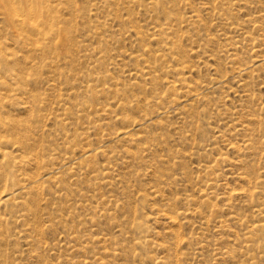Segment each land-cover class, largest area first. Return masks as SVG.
<instances>
[{"label":"rangeland","instance_id":"obj_1","mask_svg":"<svg viewBox=\"0 0 264 264\" xmlns=\"http://www.w3.org/2000/svg\"><path fill=\"white\" fill-rule=\"evenodd\" d=\"M48 1L50 2L52 7L54 5H56V8L53 7V9L59 10V12L57 14H58L60 20L66 22L65 29H67V31H68V33L66 35V37H68V38L66 41H68V44H66L67 42H65V45H67V46L64 47L65 50L63 49L61 54H59L60 53L59 49L55 50L58 53V55H62L66 59L59 61V62L56 61L54 56H55V54L57 55V53L54 50H50V53H47L49 51H45V52L39 51V52L33 53L34 49L27 45L28 42H31V41L23 40L22 38L18 37L19 32L17 29L18 27H16V26L10 25L9 26L10 29L8 30V27L6 26L5 22L1 19V17H0V41L4 40V39L7 40L6 51L10 52V54H11L10 65H9V68H10L9 73L11 74V76H9V78H10L9 79V87L12 89V91H9V92L12 95H15L14 97L16 98V100L18 102V104H16L15 107H13V108L10 107V112L14 118L24 119L25 117L28 116V112L23 110L24 104H22V102L27 101V99L29 98V93L31 95L37 94L38 99L42 100V102H40V100H39V102L42 103L41 105L43 107V108L42 107L40 108V111H41L40 114H45L51 108L57 107V103L59 105L62 103L61 100L66 101V103L64 105V107H66V108H65V110H63V113L65 112L64 115L59 116L58 120L54 121V123L52 125L53 133H51L47 137V142L44 141L45 142L44 144L48 145L49 148L52 147L53 151L48 152V153L43 152V154H44V156H42L43 158L39 159L40 162L42 160L53 159V161H50V162L55 163V162H59L65 156H69L72 154H74L76 157L79 156L77 154L78 151L83 146L88 147V146H86L87 143H92L93 146H95L96 140H98L102 135H104L108 132H111V131H115L116 129H119L120 126H122V125H121V123L119 124V122L115 121L116 120L115 117L121 116L122 114L128 115V113L130 116H137L140 114V111L137 109L125 110L119 104V103H121V101H118V99L116 98V95L108 93V92L103 93V92H101V89L103 87H106V86L108 87L110 84H113V83H118L120 86H123V85L125 86L129 83L130 77L127 76V74H123L122 70H127V68L128 69L133 68L137 65V63L133 60H130V59L124 58V57L113 58L117 53H119V52L140 53L139 50H140L141 46L144 45L146 42L149 43V46L152 50L158 49V45L156 43L150 41L149 39H147V37H149L151 32H152V29H151L152 26L155 25V23L160 21L157 17L161 15L160 16V18H161L162 14H161V12H159L160 11L159 9L156 12H153L150 9H145L142 6V3H143L142 1H140V4L132 3L131 2L132 0H103V1H105V4H103L101 2V0H54V2H52L53 0H48ZM87 1H89V2H87ZM90 1H91V3H90ZM166 1L170 2V0H166ZM231 1L227 0V2H229L228 3L229 5H228L226 0L225 1L224 0L223 1L222 0H211L210 4H208V6L211 7V9L214 7L212 9L213 11L211 10V12H204V11H202V7H203L204 3H206V0H189L190 7L193 8L194 10H199L198 12H200V17H199L200 21L194 24L198 28L194 30L193 26H190L188 28L185 27L184 31H186L187 37L185 36L186 38L180 37V38L176 39V44H179L183 49L188 50L192 46H197V43H200V44L203 43L204 44V42L202 41V38H204L205 35H210V36L214 37L215 35L220 34L222 31H226L228 33L227 37L222 38V39H219L218 36H216L215 37L216 38L215 43H217V44L212 43L207 47V49H210L214 52H217V56L213 60L207 59L206 57L198 58V57L192 56L191 58H189V63L193 66V69H192L191 73H187V76L190 80H192L193 83L199 82V81L200 82L204 81L203 83H206L207 80L210 81L209 79L214 78L216 75H223L226 79V81L222 87L206 91L205 94H207V97H205V98L208 99L207 103L201 102L202 100H199V101L198 100H191L189 97H186V96H182L179 98V100H182V101L178 100L177 105L180 104L179 107L181 106L184 109L191 110L190 112L194 113L193 114V116H195L194 118H197L196 121L198 120V122L201 124V128L198 129V132L196 133L197 129L195 126L186 125V124H188V122L181 120L175 114H167V115H164L161 120L164 122L163 125L165 126L167 124V126L169 125L168 126L169 128L167 126H165V128H164V126H163L162 129H157V133H165V134L167 133L168 134V135L166 134L167 140H168L167 141L168 146L171 144L173 145V144H175V142L179 141V138H177V137H179V134H177V133L181 132L182 135H184V134L190 135L191 133H193L192 131H194V134L195 133L197 134V135L195 134V136L199 139V140L198 139L197 140L195 139V140L198 142V144L200 146H202L203 144L214 143L213 146H210V147H213V149L211 150V149L207 148L206 151L201 150L200 151L201 152L200 157L195 156V155H191V151H194L192 148L194 143H193V141H188L187 144H185L186 147L185 146L183 147L182 153L179 154L178 157L176 158L177 161L182 162L180 165L178 164V166H176V168H175L176 171L177 170H179V171H177V173H176L174 170L176 183L172 184L171 187H169V188L167 187V188L163 189V192L159 195L160 197L159 196L153 197V195L151 193L152 187H157L158 185L159 186L161 185V184H159V181L152 176L151 172H150V174L148 172L147 176H143V178L137 179L133 172H136L138 169L135 170L134 166L139 168V170L144 168V167L142 165H139L138 163L135 164L136 161L134 162V164L130 163V165H125L123 168H121V171L122 172L124 171L123 175H126V176H124V181L125 182L128 181L127 185L124 186V191H123V188L122 189L119 188L118 191H120V192L116 191V192L112 193L113 195H115V197L117 199H119L120 203H123V202L124 203L117 208L111 209L110 210L111 212L109 211V213L106 216H102L101 209L103 206L99 205L100 200H98V201L94 200L93 201L94 204H93L92 208L88 207V205H87L89 203V201L88 202H78V203L74 202V200L76 198L79 199V196H77V193H76L77 191H79L81 194H85L88 196H91L93 194L90 191V189H91L92 183L94 182L93 181L94 180L93 179L94 174H87V175L83 174L86 172V170L90 169V164H88V162H84V161L80 160L83 168L81 169L80 172H78V175H76L74 173H70L69 170L66 168L67 165L62 167V168L55 166V168H58L57 174L55 175L57 177V179H55V181L57 182L56 183V182H53L52 179H49L47 176L42 177V178L39 176L45 170V169L41 168L40 163L36 164L34 162H26V163L21 162L15 166L14 162H15L16 158H13V157L18 156L16 161H20L21 159L22 160L23 159L26 160V159L23 156L22 152H17L15 150L17 148V146H14V148L10 149V152L13 151V154L10 155L9 166L5 167L3 169L4 174L1 175V177H0V191H1L0 192V198L3 197V195H5L7 193L5 186L8 184L7 183V180L9 178L8 175L11 173L15 177L16 176L21 177V175L33 176L36 178L40 177L39 179H40V183L43 185L42 186L43 190H42L41 196L39 198L40 199L39 203L37 205H35V208H33L37 212V214L35 216L28 217L26 219H19L18 217H16V218L12 217L11 218V217H9V214L13 208L5 207L3 205L0 206V214L4 215V213H5L6 217L12 221V224H10V227H11V231H13V232H15V230H19V228H20V230L26 228L28 224H29L28 226H36L38 228L39 232L40 231L41 232H40V235L36 237L37 239L34 242V246L26 245V242L29 238H27V240H24L25 235L24 236L22 235L21 237L16 235L17 236L16 237L14 235V233L13 234L9 233L8 235L2 234V236H0V237H3L2 239H4V240H2L0 238V241H1L0 242V247H1V249H0V264H25V263L26 264H28V263L29 264H35V262L37 264H69V262L75 256L77 258H75L73 260H78V261L84 259L86 255L87 256H102L101 255L102 250L99 248V245H97V244L92 245L91 243H88V241H85V240H82V242H81L82 245L89 244L90 246L93 247L91 250H88L89 252L86 251L87 254H86V252H84V253L78 252V254H77V252H75L74 250H65V248H60V251H57V252H55L54 250L48 249L47 245H54V243L57 242L56 240L59 238L58 235L61 234V236L59 238V239H61L63 237V235H65V234L67 235L69 233V230H70V233L71 232H77V233L80 232V235L92 234V233H94L95 236L107 235L108 239H110L107 242V246H109L111 248L118 249L117 250V253H118L117 256H109V257L103 256L104 261L107 264H116V263L117 264H155V262L153 260H151V258L152 257L161 258L162 255H163L162 260L164 259V261H170L171 260L170 253L162 252L160 249H158L155 246V244L163 243L165 245H168L170 247L172 246L174 248V246L172 245L173 244V239H172L173 236L171 234H169V231L172 228L173 229H180V228H177L176 226H174V227L171 226V224L168 223V220L166 221V219L161 214H157V213H158L159 209H162V210L166 209L164 206L165 205L164 203L167 200H171L170 201L171 202V208H173L174 210L175 209L183 210L182 207L184 208L185 204L182 200H183V198H185L186 193L189 192L190 194H194V196L197 198L200 196L199 195V189H198L199 185L196 183L197 182L196 181L197 175L198 176L201 175L203 178H210L212 176L205 174L203 171L197 169L196 165L199 162V160L205 159V160L211 161V159H212L213 161H211V163H213V162L215 163L214 160H216L219 157V155H218L219 152H221V154L222 153L225 154L228 161H232V159H234L235 157L241 156V158H243V160L245 161V163H244L245 166L234 164L233 167H230L228 165L229 164L228 161L216 163L217 168H216L215 174H219L220 178H223V179L226 178L225 181H228V183L230 182L229 183L230 185L228 184V187L232 188V189H236V191H242V190H240L241 188H243V187L249 188V186H250V185L248 186L245 183L242 184L241 182H235L234 181L235 179L230 178L233 175H237L240 172L248 173V176H251V178L253 180L257 179L258 181L260 180V182L264 181V176L260 177V172H262L264 170V145L263 144L260 145V143L264 141V133L261 132V129L264 130V71L262 69H260L259 71L258 70L254 71L252 75H250V73H248L247 75L246 74L243 75L242 77L246 78V81L248 82L249 87L242 89V87L239 85L240 79L237 77H234L233 72H232L233 71L232 65L230 64V60L232 57L231 54H233V53L234 54L238 53L237 59H236V62H237L236 65L239 66V65L243 64V65H246V67H248L250 65L251 67L250 68L248 67L250 70L252 68H254L253 63L255 61L259 60V58H264V26H263L264 25V0L263 1L262 0H249V1L248 0L247 1L246 0H231ZM230 2H231V4H230ZM223 3H225V4H223ZM242 5H243V7H242ZM58 7H60V8H58ZM244 7H246V9ZM188 9H187V11H188ZM222 9L225 10V17L226 18L229 17L228 19L230 20L231 23L234 24V26L241 25L243 30L233 32V33H231V32L229 33L228 28L225 29L223 24H221V22L218 19H216L214 14H213L214 11L222 10ZM142 10H143V12H142ZM183 10L184 9L181 10V14H182V16H185V13H184L185 11L183 12ZM227 10H228V12H227ZM250 10H252V11H250ZM250 12H252L253 16L252 15L250 16V14H251ZM226 14H228V15H226ZM202 17H204V18H202ZM71 18H73L74 21ZM148 19H149V21H148ZM71 20H72V23L70 22ZM95 20H99L100 22H106L105 27L101 28L100 30H98L96 32L91 31L90 25H94ZM79 21H80V23H79ZM250 27H252V28H250ZM133 29H134V31H136V30L141 31L145 36V40L142 41L140 37H138L137 35H134ZM251 29H253V30H251ZM82 31H84V33H82ZM211 32H213V33H211ZM23 34L28 35V33H23ZM258 34H260V35H258ZM76 38L78 39L77 41H76ZM229 38H230V40H229ZM255 38H257V39H255ZM258 38H259V41H258ZM178 40H179V42H178ZM81 41H86L85 43H83L82 48L80 46ZM221 41H223V42H221ZM68 45H69L70 49H68ZM211 46H213V47H211ZM92 48H95L97 50H101L100 53H105L106 56L101 55V54L100 55L96 54L95 56H92L91 59H84L83 54L85 53V51L88 50L87 52H89L90 49H92ZM16 49H18V50H16ZM76 49H77V52H76ZM204 51H206V49ZM108 52L110 53L109 55L107 54ZM29 53L31 55L28 56ZM18 54H19V56H18ZM49 54H51L52 57L51 56L48 57ZM155 54H158V52H156ZM65 56H67V57H65ZM108 56H111V58H108ZM45 57H48V58H45ZM97 57H104V58L100 62H94V60H96ZM18 58H21V61L28 59V61H26V60L23 61V62H25L26 65L25 64L23 65L22 64L23 62L21 63L20 59H18ZM169 58H170V56H169ZM201 59H203V60H201ZM40 60H41V62H40ZM42 60H43V63H42ZM31 61L39 62V63H42L43 65L31 66L29 64V62H31ZM44 61H45V63H44ZM63 61H65V63ZM53 62H54V64H53ZM110 63H115L117 65L113 67V65ZM19 64L21 65V67ZM22 65L24 66V68H23L24 71H22L23 69H20L23 67ZM27 65H29V67ZM199 65H200V68H199ZM94 66H97L96 70L89 69V68H92ZM29 68H31V69H29ZM56 68H58V69L61 68V70L59 69L58 71H56ZM111 68H113V69H111ZM203 68H204V70H203ZM107 70H110V74L112 77H114V79L113 80H106V79H98L97 80V74L96 73H98V72L105 73ZM202 71H203V73H202ZM224 71H225V73H224ZM28 72H31V73H28ZM13 74H17V75L18 74L19 75L31 74L33 77V80L31 82H28V83L16 82L14 80L15 76ZM211 74H212V76H211ZM170 76H174V74L172 73V75L170 74ZM55 77L56 78L58 77V78L56 79ZM77 77H78V79H76ZM41 79L43 80V82ZM38 80L39 81L41 80L42 84L39 83ZM94 83H96V84H94ZM193 83H191V85ZM87 84H91L90 86L94 89V91H96V89H97L96 94L85 90L84 86ZM153 86L156 87L157 89L161 90L162 92H165V88H162L161 86H155V85H153ZM153 86H151V88ZM78 90L80 93L78 92ZM245 90H249L250 95H251L250 97L247 98L244 95ZM75 91H76V93H75ZM177 92H178V94L183 95V93L185 92V88L179 89ZM130 95H131V97H129ZM134 95H139L142 98H144V96L148 97V98L156 96L155 90H153V91L149 90V91H147L146 94L141 93L140 90H135V91L131 90V91H128V93H126V96L129 99H131ZM215 97H217V98H215ZM29 99L31 100V97ZM220 99H222V101H224V102H222ZM225 100H226L227 104L229 105V107H227L228 105L225 106L226 105ZM243 100H244V102H242ZM203 103H205V104L203 105ZM222 104L224 105V107H227V109L224 108ZM25 106H29V105L26 104ZM189 106H190V108H189ZM216 106H218V107H216ZM230 106H231V108H230ZM234 106H236V109ZM206 107H208V109H206ZM232 107H234V108H232ZM81 108L87 109V110L82 112ZM228 108H229V110H228ZM210 109H211V111H210ZM224 109H225V111L227 110L229 112L223 111ZM230 109H231V111H230ZM214 111H216L215 112L216 115H214ZM232 113H233V115H232ZM59 114H62V111H60ZM169 115H170V117H169ZM200 115H201V117H200ZM64 117L67 118L64 121L65 125H63L59 122V119L64 118ZM166 118H167V123H166ZM245 122H250V127L252 129L257 128V129H255L257 131L254 133V137H253L254 143H255V148H251V149H249V151H248V149H244V151H242L238 155L237 152H235L232 148H230L227 145V142H225L224 139L228 138V135H232V140L234 143H236V141L244 138L245 134L249 133V132L242 130L240 128L241 127L240 124H245ZM100 123H105L107 127L104 126L102 128H96L93 131L91 128L89 138L88 139L82 138L81 133L83 132V129H82L83 127H87V126L94 127V125L98 126ZM173 124L179 125L181 127L179 129V131L175 134L173 132H171L173 130V127H174V126H172ZM217 124H218V126H217ZM214 126H217V127H214ZM189 127L191 130L189 129ZM183 128H186V129L183 130ZM63 129H64V131H66L67 134H69L68 137L63 136L61 134ZM214 129H215V131H214ZM217 129H218V131H217ZM148 130L150 131V134L153 131V129H148ZM183 132H185V133H183ZM194 134L191 135L192 138H195L193 136ZM218 135H226V136L224 138L222 137L220 139H216V136H218ZM170 137L173 140H171ZM209 138H210V140H209ZM214 138L216 141L214 140ZM65 141H67V142L64 143ZM218 141L220 144L218 143ZM52 143H55V144L52 146L51 145ZM111 143H113V144H111ZM111 143H110L111 146L113 145L112 147L116 146L115 142H111ZM167 143H166V145H167ZM114 144H115V146H114ZM71 146L76 147V150L74 149V153L71 151ZM195 146L196 145L194 144V147ZM118 149L120 150V148H118ZM166 149H167L166 146L157 145L155 148V151H153V153L162 154V153H165ZM49 154H51V155H49ZM0 160H1V156H0ZM201 163H203V162H201ZM161 165H162V167H159ZM161 165L152 167L151 171L153 168L162 169L164 167V164H161ZM139 166H141V168ZM165 166H168V164L166 163ZM126 167H127V169H126ZM228 167H229V169H228ZM187 168L188 169L191 168V169L188 171ZM62 170H64V171L62 172ZM148 170H150V168ZM126 172H128V173H126ZM186 172L189 173V174L187 173L188 177H190L192 179V181H191V183H189V185H188V182L184 181ZM230 172H232V173H230ZM6 173H8V174H6ZM125 177H128L127 178L128 180ZM232 180H233V182H232ZM223 182L220 181V183H223ZM68 185H70L69 188L71 189L72 193L69 190L67 192V196H64L63 198L59 199L58 198L59 194L63 193V192L65 193V191H63L62 189L67 187ZM82 187H83V189H82ZM31 190H33V189H31ZM102 191L104 192V190H101V192ZM222 192H223L222 189L218 190L216 193L211 192V193H209L208 197H205L206 203H203L204 205L199 203V204L193 206V208H197L199 211H201L203 217H205V218L209 217V219L213 220L210 222L209 226H207L205 224L203 225L202 221H205V219L202 220L198 216L197 217L191 216L189 218V223L187 225H184V227L181 228L180 232L181 233L183 232L182 233L183 235L191 233V234H194L193 237H195L192 244L189 246H186L185 249L196 248L198 240H200V239L205 240V238L210 243L213 244L209 247V249L205 250L202 253V255L198 257V259H194L193 261L188 260L184 264H200V263L201 264H214L215 262H216L215 264H221V263L222 264H248L252 261L256 262V264H261V263L264 264V254L257 255L253 260L250 259L248 256H244L243 253L240 254V250L242 249V247L244 245L242 243V240H241V238H243L242 234L247 231L246 229L241 227V224L244 223L245 221H247L251 224V222H255L258 220V217H256V215L254 213L255 205L251 204L249 196H239V197H235L231 200H222V197H221ZM52 193H55V194H52ZM189 193H188V195H189ZM46 195H48V196H46ZM50 196H51V198H50ZM55 196L57 199L54 198ZM261 197H263V198H261ZM162 198H164L165 200ZM48 199H50V200H48ZM257 199H258L257 203L264 202V195L258 196ZM53 200H55V201H53ZM198 200L200 201L201 199L198 198ZM41 203H42V206H41ZM56 203H57V205H56ZM74 204H76V205H74ZM44 205H46V206H44ZM219 206H220V208H219ZM39 207H41V208H39ZM3 209H4V212H3ZM94 211L97 212V216L100 218V221L97 223H93L90 221V216L94 213ZM66 212H68L69 215ZM136 212H138V214H136ZM18 213L20 214L19 211L15 213L16 216ZM220 215H221V217H220ZM146 217L148 219H146ZM36 219H37V221L35 222ZM64 219H66V220H64ZM50 220H52V221L50 222ZM140 220H142V221L145 220L144 222L147 224V226L153 232V237L150 236L152 246L147 247L146 249H140L139 250V249H135V247H134L133 240H132L133 231L131 229V226L135 221H140ZM38 221H40V222L38 223ZM64 221H66V222H64ZM47 222H49V223H47ZM69 222H70V225H68ZM40 223H42V225H40ZM98 223H99V225H98ZM23 224L26 226H24ZM45 224H47L48 226ZM118 224H120L122 226L116 227V225H118ZM52 225H54V226H52ZM71 225H73V226H71ZM221 225H223L225 227H222ZM76 226H79V227L76 228ZM0 227H1L0 230H2L3 226H0ZM92 228H93V230H92ZM77 229H78V231H77ZM89 229L92 233H89L90 232ZM191 230H192V232H191ZM64 231H65V234H64ZM101 231H102V233H101ZM154 232H157V234H154ZM99 233H100V235H99ZM200 234H201V236H200ZM233 234H235L237 236L234 237L235 235H233ZM3 235H5V236H3ZM169 235H171V236L169 237ZM212 235H214V236H212ZM263 235H264V232L259 233L258 237H263ZM200 237H202V238H200ZM18 239H20V240H18ZM22 240H23V242H22ZM30 240H31V238H30ZM213 240H215V241H213ZM195 241H196V243H195ZM235 241H237V242H235ZM50 242L52 244H50ZM227 242H229V243H227ZM262 242H264L263 239L257 238L255 245L257 246L258 244H261ZM7 243H8V245H7ZM37 243H40V244L37 245ZM15 245H16V247H15ZM122 245L126 246L123 251H121V249H120L122 247ZM23 246L24 247L26 246L27 249L24 248ZM37 246H40V248ZM21 249L23 250L22 251L23 254L21 252ZM229 249H230V251H236V253H237L236 258L230 259V260H224V259H221L220 257H218L219 255H217V252L227 251ZM39 250H42L43 252L39 251ZM134 250L140 254L139 259L137 257L134 258V255H133ZM91 251H93V252H91ZM79 253L81 254V256ZM252 253L253 252L251 251V254ZM60 255L62 257H60ZM34 257H36V258H34ZM19 258H21V259H19ZM44 258L46 260H44ZM15 260H17V261H15ZM258 260H260V261H258ZM89 264H96V263L91 262Z\"/></svg>","mask_w":264,"mask_h":264},{"label":"bare ground","instance_id":"obj_2","mask_svg":"<svg viewBox=\"0 0 264 264\" xmlns=\"http://www.w3.org/2000/svg\"><path fill=\"white\" fill-rule=\"evenodd\" d=\"M140 1L143 2L142 6L145 9H150L153 12H156L159 9L160 10L159 12H161V14H162L161 18H160L161 15L157 17L160 21L155 23V25H153L152 28L150 27L152 29V32H151L150 36L147 37V39H149L150 41H152L158 45V49L152 50L149 46V43L146 42L144 45L141 46V48L139 50L140 53H133V52H130V53L119 52V53H117L113 58H116V57L128 58L130 60L135 61L137 63V65L133 68H129V69L127 68V70H122L123 74H127V76L130 77L129 83L127 85L120 86L118 83H113V84H110L108 87L106 86V87H103L101 89V92H103V93L108 92V93L116 95V98L118 99V101H121V103H119V104L125 110L137 109L140 111V114L137 116H130L128 113V115L122 114L121 116L115 117V119H116L115 121L119 122V124L121 123L122 126H120V128L118 127L119 129H116L115 131H111V132H108V133L102 135L98 140H96L95 146H93L92 143H87L86 146H88V147L83 146L78 151L77 154L79 156H77V157L74 154H72V155L63 157L59 162H55V163L50 162V161H53V159L42 160L41 162L39 161V159L43 158L42 156H44L43 152L48 153V152L53 151L52 147L49 148V146L45 145L44 143L47 142V137L51 133H53L52 125H53L54 121L58 120L59 116L64 115L65 112L63 113V110H65V108H66V107H64L66 101L61 100L62 103L60 105L57 103V107L51 108L52 110L51 109L48 110V112H46L45 114H40L41 113L40 108L42 107V105H41L42 103H40V102H42V100L38 99L37 94L31 95L29 93V98L31 97V100L28 98L27 101L22 102V104H24L23 110L28 112V116L25 117L24 119L14 118L10 112V107L11 108L15 107L16 104H18V102H17L16 98L14 97L15 95H12L9 92V91H12V89L9 87V79H10L9 76H11V74L9 73L10 72L9 65H10L11 54H10V52L6 51L7 40L4 39V40L0 41V156H1L0 177H1V175L4 174L3 169L5 167L9 166V163H10L9 158H10V155L13 154V151L10 152V149L14 148V146H17V148L15 150L17 152H22L23 156L26 159V160L21 159L20 161H16L18 156L13 157V158H16L15 162H14L15 166L21 162H25V163L26 162H34L36 164L40 163L41 168H43L45 170L39 176L41 178L47 176L49 179H52L53 182H56L55 179H57V177L55 175L57 174L58 168H55V166L62 168V167L67 165L66 168L69 170L70 173H74V174L78 175V172H80L81 169L83 168L80 160H82L84 162H88V164H90V169L86 170V172L83 174H86V175L87 174H94V177H93L94 182L92 183V186L90 189V191L93 194L91 196H88L85 194H81L79 191H77L76 193H77V196H79V199L76 198L74 200V202L78 203V202H88L89 201V203L87 205H88V207L92 208L93 204H94L93 201L94 200L95 201L100 200L99 205L103 206L101 209L102 216H106L111 209L117 208L124 203V202L120 203L119 199H117L115 197V195H113L112 193L118 191L119 188H121V189L123 188V191H124V186L127 185L128 181L127 182L124 181V176H126V175H123L124 171L123 172L121 171V168H123L125 165H130V163L134 164V162L136 161L135 164L138 163L139 165H142L144 167V168L139 170V168H137L136 166L133 165L135 167V170L138 169L136 172H133L137 179H141V178H143V176H147L148 172H149V174L151 172L152 176L159 181V184L162 185V186L161 185L159 186L157 184L158 185L157 187H152V189H151V193H152L153 197L154 196L157 197L163 192V189H165L167 187L169 188V187H171L172 184L176 183L174 170H175L176 166H178V164L180 165L182 163L181 161H177L176 158L178 157L179 154L182 153V149L185 146V144H187L188 141H193V143L196 145L194 147V144L192 143L193 144L192 148L194 151H191V155H195V156L200 157V155H201L200 151L201 150L206 151L207 148H209L211 150L213 149V147H210V146H213L214 143L203 144L202 146H200L198 144V142L196 141L198 138L195 136V134L198 132V129L201 128V124L198 122V120L196 121L197 118H194L195 117V116H193L194 113L190 112L191 110L184 109L181 106L179 107L180 104L177 105V102H178L180 97L186 96V97H189L191 100H198V101L202 100L201 102L207 103L208 99L205 98V97H207V94H205L206 91H209L211 89H216V88L223 86V84L226 81V79L223 75H216L214 78H210L209 79L210 81L207 80L206 83H203L204 81H201V82L199 81V82L193 83L192 80H190L188 78L187 73H191L192 69H193V66L189 63V58H191L192 56L198 57V58L206 57L207 59L213 60L217 56V52H214L210 49H207V47L210 44L215 43V41H216L215 37L216 36H218L219 39H222V38L227 37L228 33L226 31H222L220 34L215 35L214 37L210 36V35H205V37L202 38V41L204 42V44L203 43L202 44L197 43V46H192L190 49L185 50L179 44H176V39L186 36V31H184L185 27L188 28L190 26H193L194 30L198 28L194 24L200 21V19H199L200 12H198L199 10H194L193 8H191L189 0H170V2H167L166 0H132L131 2L135 3V4H140ZM52 2H54V0ZM87 2H89V1H87ZM101 2L103 4H105V1L101 0ZM210 2H211V0H206V3H204V5L202 7V11L211 12V10L214 7L211 9V7L208 6V4H210ZM226 2H227V0H226ZM231 2H230V4H231ZM90 3H91V1H90ZM228 3L229 2H227V4ZM223 4H225V3H223ZM53 7L56 8V5H54ZM53 7L51 6V4L48 0H0V17L5 22L6 26L8 27V30L10 29L9 28L10 25L16 26V27H18L17 29L19 32L18 37L22 38L23 40L31 41V42H28L27 45L34 49V50L32 49L33 53L39 52V51H41V52L49 51L47 53H50V50L55 51L56 49H59L60 50L59 54H61L63 49L65 50L64 47L67 46V45H65V42H67L66 44H68V41H66L68 38V37H66L68 31H67V29H65L66 22L60 20L58 14H57L59 12V10L53 9ZM242 7H243V5H242ZM58 8H60V7H58ZM244 8L246 9V7H244ZM182 9H184L183 12L185 11L184 12L185 16H182V14H181ZM187 9H188V11H187ZM250 11H252V10H250ZM142 12H143V10H142ZM227 12H228V10H227ZM250 13H251L250 14V16H251L252 12H250ZM213 14H214L215 18L218 19L221 22V24H223L225 29L228 28L229 33L230 32L233 33V32L243 30L241 25L234 26V24L231 23L230 20L228 19L229 17L228 18L225 17V10L224 9L216 10V11H214ZM228 14H226V15H228ZM202 18H204V17H202ZM71 19L73 20V18H71ZM72 20L70 21L71 23H72ZM80 21H79V23H80ZM148 21H149V19H148ZM105 24H106V22H100L99 20H95L94 25H90V24L89 25H90L91 31L96 32V31L100 30L101 28L105 27ZM250 28H252V27H250ZM251 30H253V29H251ZM133 31H134V29H133ZM23 33H28V35L23 34ZM82 33H84V31H82ZM211 33H213V32H211ZM134 35H137L138 37H140L142 41L145 40L144 34L139 30L134 31ZM258 35H260V34H258ZM255 39H257V38H255ZM77 40L78 39L76 38V41ZM229 40H230V38H229ZM258 41H259V38H258ZM85 42L86 41H81V45H80L81 48L83 46V43H85ZM178 42H179V40H178ZM221 42H223V41H221ZM215 44H217V43H215ZM211 47H213V46H211ZM68 49H70L69 45H68ZM97 49L92 48V49H90L89 52H87L88 50L85 51V53L83 54V58L84 59H91V57L95 56L96 54H99V55L101 54V55L106 56L105 53H100L101 50H97ZM205 49H206V51H204ZM16 50H18V49H16ZM76 52H77V49H76ZM156 52H158V54H155ZM19 54H18V56H19ZM107 54L109 55L110 53L108 52ZM29 55H31V54L29 53L28 56ZM237 55H238V53L237 54H234V53L231 54L232 57L230 60V64L232 65V69H233L232 72H233L234 77H237L240 79L239 85L243 89V88L249 87V84L246 81V78H243L242 76L245 74L247 75L248 73H250V75H252L254 71H256V70L259 71L260 69H262L264 71V58H259V60L255 61L253 63L254 68H252L250 70L249 69L251 67L250 65L248 66L249 68L243 64L239 65V66L236 65L237 64V62H236ZM49 56H51V54H49L48 57ZM169 56H170V58H169ZM48 57H45V58H48ZM65 57H67V56H65ZM54 58L58 62L66 59L62 55H58V53H57V55L55 54ZM103 58L104 57H97L96 60H94V62H100L101 60H103ZM108 58H111V56H108ZM18 59H20V61H21V58H18ZM25 60H23V61H25ZM201 60H203V59H201ZM23 61H21V63ZM26 61H28V59ZM40 62H41V60H40ZM63 62L65 63V61H63ZM42 63H43V60H42ZM42 63L33 62V61L29 62V64L31 66H37V65L40 66V65H43ZM44 63H45V61H44ZM22 64L24 65L25 62H23ZM53 64H54V62H53ZM110 64H112L113 67L117 65L115 63H110ZM27 66L29 67V65H27ZM97 66H94V67L89 68V69L96 70ZM20 67H21V65H20ZM23 68H24V66L20 69H23ZM199 68H200V65H199ZM29 69H31V68H29ZM59 69L61 70V68H59ZM59 69L56 68V71H58ZM111 69H113V68H111ZM203 70H204V68H203ZM22 71H24V69ZM28 73H31V72H28ZM172 73L174 74V76H170V74L172 75ZM202 73H203V71H202ZM224 73H225V71H224ZM26 74L25 75L13 74L15 76L14 80L16 82H20V83L31 82L33 80L32 75L31 74L26 75ZM96 74H97V80L98 79H106V80H113L114 79V77H112L110 74V70H107L105 73L98 72ZM211 76H212V74H211ZM76 79H78V77ZM41 80L40 81L38 80L39 83H41ZM42 82H43V80H42ZM191 83H193V84L191 85ZM94 84H96V83H94ZM90 85L91 84L85 85L84 86L85 90L96 94L97 89H96V91H94V89ZM153 85L161 86L162 88H165V92H162L161 90L157 89ZM151 86H153V87L151 88ZM182 88H185V92L183 93V95H180V94H178L177 91L179 89H182ZM131 90H133V91L140 90L141 93H143V94H146L147 91H149V90L150 91L155 90L156 96H153L150 98L144 96V98H142L139 95H134L131 99H129L126 96V93H128V91H131ZM78 92H79V90H78ZM75 93H76V91H75ZM131 95L129 97H131ZM244 95L247 98L251 96L249 90H245ZM215 98H217V97H215ZM39 100H40V102H39ZM220 100L222 101V99H220ZM179 101H182V100H179ZM222 102H224V101H222ZM225 102H226V100H225ZM242 102H244V100ZM26 104L29 106H25ZM204 104L205 103H203V105ZM227 105L228 104L226 102L225 106H227ZM216 107H218V106H216ZM223 107H224V105H223ZM227 107H229V105ZM227 107H224V108L227 109ZM234 107L236 109V106H234ZM234 107H232V108H234ZM189 108H190V106H189ZM230 108H231V106H230ZM206 109H208V107H206ZM211 109H210V111H211ZM81 110L83 112L87 109L81 108ZM228 110H229V108H228ZM60 111H62V114H59ZM223 111H225V109ZM230 111H231V109H230ZM215 112L216 111H214V115H216ZM227 112H229V111H227ZM233 113H232V115H233ZM167 114H175L181 120L187 121L188 124H186V125L195 126L197 129L196 133L194 134V131H192L193 133H191L190 135H187V134L182 135L181 132L177 133L181 127L179 125L173 124L172 125V126H174L173 130L172 131L170 130V131L173 132L174 134L175 133L179 134V137H177V138H179V141L175 142V144H173V145L171 144L168 146V143H167L168 140H167V136H166L167 133L166 134L165 133H157V129H162L164 126L163 125L164 122L161 120L162 117L164 115H167ZM169 117H170V115H169ZM200 117H201V115H200ZM66 119L67 118H65V117L60 118L59 122L61 124L65 125L64 121ZM166 123H167V118H166ZM104 126H106L105 123H100L98 126L94 125V127H90V126L83 127L82 128L83 132L81 133V136L83 139H88L90 136L91 128L93 131L96 128H102ZM165 126H167V124ZM165 126H164V128H165ZM217 126H218V124H217ZM217 126H214V127H217ZM240 126H241L240 128L242 130L248 131L249 133H246L244 138L236 141L237 144L233 142L232 135H228V138L224 139V141L227 142V145L230 148H232L235 152H237L238 155L242 151H244V149H248V151H249V149L255 148V143H254L253 137H254V133L257 131V130H255L257 128L252 129L250 127V122H245V124H240ZM190 127H189V129H190ZM148 129H153L151 134H150V131ZM185 129L186 128H183V130H185ZM214 131H215V129H214ZM217 131H218V129H217ZM261 132L264 133V130L261 129ZM183 133H185V132H183ZM61 134L63 136H66V137H68V135H69L66 133V131H64V129L61 132ZM192 134H194L193 136L195 138H192V136H191ZM225 136L226 135H218V136H216V139H220L222 137L224 138ZM171 140H173V139L171 138ZM209 140H210V138H209ZM214 140H215V138H214ZM66 142L67 141H65L64 143H66ZM111 142H115L116 146L114 144L115 147H112L113 145L111 146V144H113V143H111ZM166 143H167V145H166ZM218 143H219V141H218ZM54 144L55 143H52L51 145L53 146ZM261 144L264 145V141L261 142L260 145ZM157 145L166 146L167 149L165 150V153H162V154L153 153V151H155V148ZM118 148H120V150ZM74 149L76 150V147L71 146V151L73 153H74ZM49 155H51V154H49ZM218 155H219V157L216 160H214L215 163L214 162L211 163V161H213L212 159H211V161L201 159V160H199V162L196 165L197 169L203 171L205 174L212 176L210 178H203L201 175L200 176L197 175V177H196L197 178L196 183L199 185L198 189H199V195L200 196L198 198L201 199L200 201L198 200L197 197L194 196V194H190L188 192L189 195H188V193H186L185 198H183V200H182L185 204V207L184 208L182 207L183 210H178V209L174 210L173 208H171V202H170L171 200L165 201L164 206L166 209H163V210L159 209L158 210L157 214H161L166 219V221L168 220V223H170L171 226H173V227L176 226L177 228H180V229H173L172 228L169 231V234H171L173 236V238H172L173 244L172 245L174 246V248L172 246L170 247V246L165 245L163 243L155 244V246L158 249H160L162 252H168L171 255L170 261H164V259L162 260L163 255L161 258L152 257L151 260H153L155 262V264H158V263L159 264H184L188 260L193 261L194 259H198V257L201 256L205 250L209 249V247L211 245H213L212 243H210L205 238V240L204 239L198 240L196 248L185 249L186 246H189L192 244L195 237H193L194 234H191V233L183 235L182 234L183 232L181 233L180 231H181V228L184 227V225H187L189 223V218L191 216H196V217L198 216L202 220L205 219V221H202L203 225L204 224L207 226L210 225V222L213 220L209 219V217L208 218L203 217L201 211H199L197 208H193V206H195L199 203L204 205L203 203H206L205 197H208L209 193H211V192L216 193L220 189L223 190V192L221 193L222 200H231V199H233L235 197H239V196H249L250 197L251 204L255 205L254 213H255L256 217H258V220L255 222H251V224L247 221H245L244 223L241 224V227H243L247 231L242 234L243 238H241V240H242V243L244 245H243L242 249L240 248L241 249L240 254L243 253L244 256H248L252 260L257 255L264 254V242H262L261 244H258L257 246L255 245L257 238L258 239L261 238L264 240V235H263V237H258L259 233L264 232V202L257 203V201H258L257 197L260 195H264V181L260 182V180L258 181L257 179L253 180L251 178V176H248V173L240 172L237 175H233L230 178L235 179L234 180L235 182H241L242 184L245 183L248 186L250 185L249 188L243 187L240 189L242 191H236V189L229 188L228 184L230 182L228 183V181H225L226 178L225 179L220 178L219 174H215V171L217 168L216 163L228 161L225 154H223V153L221 154V152H219ZM201 162H203V163H201ZM166 163L168 164V166H165ZM228 163H229L228 165L230 167H233L234 164L245 166L244 165L245 161L243 160V158H241V156L235 157L234 159H232V161H228ZM161 164H164V167L162 169L153 168L151 171L152 167L158 166ZM139 167L141 168V166H139ZM159 167H162V165ZM149 168H150V170H148ZM126 169H127V167H126ZM190 169L187 168L188 171ZM228 169H229V167H228ZM63 171L64 170H62V172ZM177 171H179V170H177ZM177 171L175 170L176 173H177ZM126 173H128V172H126ZM187 173L188 172L185 173L184 181L188 182V185H189V183H191L192 179L190 177H188L189 173L188 174ZM230 173H232V172H230ZM6 174H8V173H6ZM8 176H9V178L7 180L8 184L5 186L7 193L5 195H3V197L0 198V206L3 205L5 207L13 208L9 214V217H11V218L12 217L13 218L18 217L19 219H26L28 217L35 216L37 214V212L33 208H35V205H37L39 203V200H40L39 198H40L41 192L43 190V187H42L43 185L40 183V179H39L40 177L36 178L33 176H24V175H21V177H17V176L15 177L12 173L9 174ZM262 176H264V170L262 172H260V177H262ZM125 178L127 179L128 177H125ZM220 181H222V182L224 181V182L220 183ZM232 182H233V180H232ZM69 187H70V185H68L67 187L62 189L63 191H65V193L64 192L60 193L58 196L59 199L63 198L64 196H67V192L69 190L72 193V191ZM31 189H33V190H31ZM82 189H83V187H82ZM101 190H104V192L103 191L101 192ZM118 192H120V191H118ZM55 193H52V194H55ZM46 196H48V195H46ZM50 198H51V196H50ZM54 198H56V196ZM261 198H263V197H261ZM162 199H164V198H162ZM48 200H50V199H48ZM53 201H55V200H53ZM56 205H57V203H56ZM74 205H76V204H74ZM41 206H42V203H41ZM44 206H46V205H44ZM39 208H41V207H39ZM219 208H220V206H219ZM18 211L20 212V214L18 213L19 215L17 214V216H16L15 213ZM3 212H4V209H3ZM66 213L69 215L68 212H66ZM136 214H138V212H136ZM4 215H5V213H4ZM4 215L0 214V226H3V229L0 230L1 231L0 236H2V234L8 235L9 233H12V234L14 233L15 236L17 235L19 237H21L22 235L23 236L25 235V238L23 237L24 240H27V238H29L26 242V245L34 246V242L37 239L36 237L40 235L41 231L39 232V230L36 226H28L29 225L28 224L26 228L21 229V230L19 228L20 231L15 230V232H13V231H11V227H10V224H12V221L9 218H7L6 215L5 216ZM220 217H221V215H220ZM146 219H148V218L146 217ZM64 220H66V219H64ZM36 221H37V219L35 220V222ZM51 221L52 220H50V222ZM90 221L93 223H97L100 221V218L97 216V212L94 211V213L90 216ZM144 221L145 220L135 221L131 226V229L133 231V235H132L133 244H134L135 249H139V250L140 249H146L147 247L152 246L150 236L153 237V232L150 230V228L147 226V224ZM39 222L40 221H38V223ZM64 222H66V221H64ZM70 222L68 225H70ZM47 223H49V222H47ZM40 225H42V223H40ZM45 225H47V224H45ZM54 225H52V226H54ZM98 225H99V223H98ZM24 226H26V225H24ZM71 226H73V225H71ZM117 226L121 227L122 225L118 224V225H116V227ZM221 226L225 227L223 225H221ZM77 227H79V226H76V228ZM0 229H1V227H0ZM92 230H93V228H92ZM77 231H78V229H77ZM89 231H90V229H89ZM191 232H192V230H191ZM89 233H92V232L90 231ZM101 233H102V231H101ZM64 234H65V231H64ZM154 234H157V232H154ZM5 235H3V236H5ZM99 235H100V233H99ZM171 235H169V237ZM233 235H235V234H233ZM60 236H61V234L58 235L59 238H60ZM200 236H201V234H200ZM212 236H214V235H212ZM236 236L237 235H235L234 237H236ZM0 238L2 239L3 237H0ZM30 238H31V240H30ZM59 238L56 240L57 242L54 243V245H47L49 250H54L55 252H57V251H60V248H65V250H74L75 252H77V254H78V252H82V253H84L86 251L89 252L88 250H91L93 247L90 246L89 244L82 245L81 244L82 240L88 241V243H91L92 245L97 244V245H99V248L102 250V254H101L102 256H87L86 255L85 258L84 259L81 258L82 260H80V261L73 260V259L77 258L75 256L69 262V264H89L91 262H94L96 264H107L104 261L103 256L109 257V256H117L118 255V253H117L118 249L111 248V247L107 246V242H108V240H110V239H108L107 235L95 236L94 233L80 235V232L79 233H77V232H71L70 233V230H69V233L67 235L65 234V235H63V237L61 239H59ZM200 238H202V237H200ZM2 240H4V239H2ZM18 240H20V239H18ZM213 241H215V240H213ZM22 242H23V240H22ZM235 242H237V241H235ZM195 243H196V241H195ZM227 243H229V242H227ZM38 244H40V243H37V245ZM50 244H52V243L50 242ZM7 245H8V243H7ZM15 247H16V245H15ZM37 247L40 248V246H37ZM125 247H126L125 245H122V247L120 248L121 251H123L125 249ZM24 248L27 249L26 246ZM0 249H1V247H0ZM22 249H21V252L23 251ZM39 251H42V250H39ZM251 251L253 252L252 254H251ZM87 252H86V254H87ZM91 252H93V251H91ZM133 252H134V254H133L134 258L137 257L139 259L140 254L138 252H136L135 250ZM22 254H23V252H22ZM217 255H219L218 257H220L221 259H224V260H230V259H234L237 257L236 251H230V249L227 251H219V252H217ZM80 256H81V254H80ZM60 257H62V256L60 255ZM34 258H36V257H34ZM19 259H21V258H19ZM17 260H15V261H17ZM44 260H46V259L44 258ZM258 261H260V260H258ZM35 264H37V263L35 262ZM248 264H256V262L252 261Z\"/></svg>","mask_w":264,"mask_h":264}]
</instances>
